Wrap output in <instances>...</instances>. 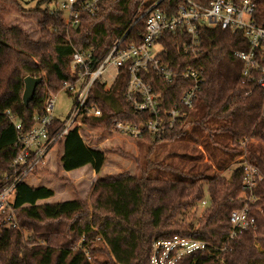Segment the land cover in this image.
Returning <instances> with one entry per match:
<instances>
[{
	"label": "trees",
	"instance_id": "16d2710c",
	"mask_svg": "<svg viewBox=\"0 0 264 264\" xmlns=\"http://www.w3.org/2000/svg\"><path fill=\"white\" fill-rule=\"evenodd\" d=\"M53 1L40 0L33 10L40 16L39 36L33 39L21 27L6 23L9 8L26 12L21 1L0 0V192L22 148L19 135L46 114L48 100L65 83L77 79L67 59L74 53L90 54L91 65L97 68L127 30L123 45L142 42L143 14L154 4L159 2V9L173 16L182 3L100 0L94 15H82L77 28L67 29L49 12ZM254 2L255 23L264 28V0ZM199 36L197 55L184 54L176 35L164 34L159 39L165 49L160 55L164 65L203 72L204 85L187 119L161 139L147 133L138 138L137 172L98 178L85 202L40 204L55 192L19 183L12 202L16 226L0 215V264H150L153 242L174 236L211 246L177 264H264V179L258 183L257 201L251 207L256 229L245 230L231 241V213L244 204L238 199L243 169L238 166L228 178L222 174L245 157L264 177V90L243 84L244 64L234 56L249 50L241 32L203 28ZM27 77L41 78L42 83L25 107ZM128 81L129 74L122 69L109 89L96 82L88 105L100 108L101 116L83 118L84 125L111 135L117 121L140 125L146 120L135 115L126 101ZM150 82L169 107L188 87L178 90L155 76ZM61 125L55 118L53 129ZM82 131V127L73 129L59 144L58 162L65 172L89 166L99 175L107 156L88 147ZM203 200L207 204L197 218L195 212Z\"/></svg>",
	"mask_w": 264,
	"mask_h": 264
},
{
	"label": "built area",
	"instance_id": "2783aa9c",
	"mask_svg": "<svg viewBox=\"0 0 264 264\" xmlns=\"http://www.w3.org/2000/svg\"><path fill=\"white\" fill-rule=\"evenodd\" d=\"M99 2L100 0H54L49 4V12L61 19L67 29L77 28L82 15L96 13ZM158 5L159 2L143 14L146 16V24L140 44H122L129 33L127 30L112 45L97 68L92 67L90 54L74 53L67 59L71 73L77 76L74 82H67L62 88L73 100L70 114L66 120H61L60 128L53 129L56 117L52 115L55 103L51 97L47 102L46 114L36 118V125L30 131L19 135L21 151L11 165L12 175L5 176L7 182L0 192V215H4V221L12 227L16 226L12 202L17 185L21 182L27 183L28 177L48 162L53 149L73 129L84 127L83 118L101 116L100 108L93 104L88 105V99L96 82L105 85L101 78L109 67L116 70V78L122 69L127 70L129 81L125 92L126 101L135 115L146 118L140 125L117 121L112 125V134L137 140L147 133L161 139L187 119L205 79L199 69L187 66L177 70L163 64L160 55L165 49L159 39L164 34L176 35V44L183 46L184 54L197 55L201 51V29L220 28L224 31L241 32L248 41L249 50L235 52L234 56L244 64L243 84L264 90V28L255 23L254 0H182L173 16L166 15ZM187 39L190 44H187ZM152 76L178 90H183L187 84L188 87L183 90L179 101L169 107L162 99L160 91L150 82ZM16 128L19 130L20 125L16 124ZM244 163L239 166L243 169V180L238 198L244 204L231 213V241L245 230L256 229V218L252 215L251 207L257 201L255 190L264 177L255 166ZM206 204L207 201L203 200L199 208L203 210ZM210 248V245L201 240L180 236L169 240H156L152 245L150 264H177L188 255L205 252ZM225 250L226 246L221 251Z\"/></svg>",
	"mask_w": 264,
	"mask_h": 264
},
{
	"label": "rangeland",
	"instance_id": "374dc122",
	"mask_svg": "<svg viewBox=\"0 0 264 264\" xmlns=\"http://www.w3.org/2000/svg\"><path fill=\"white\" fill-rule=\"evenodd\" d=\"M20 1L26 12L19 11L17 8L13 7L9 8L5 15L6 23L9 26L21 27L33 39H37L39 36L38 21L40 20V16L34 13L35 11L33 10H35L40 0ZM116 74V70L112 67H109L108 70L104 72L101 81L105 83L106 89H109L115 82ZM51 100L55 103L52 115L59 120H66L72 108V98L66 91L61 90L58 94L52 96ZM82 130V139L85 144L101 150L106 154L107 162L104 168L99 175L94 174L92 169L87 166L80 172L75 170L74 173L67 174L62 171L60 163L58 162L61 149L59 145L56 146L50 153L48 162L33 172L26 181L27 184L32 187L45 186L55 192L53 198L45 202H40V204L71 200L85 202L88 200L91 186L98 178L121 173L135 174L137 172L135 159L138 157L139 151L135 139L112 133L108 135V132L101 134L100 130L87 125H84ZM244 159L245 157H242L240 159V164L232 165L230 169L222 174L228 178L233 170L241 166L244 162H247L244 161ZM195 215L197 218L202 215L201 208L195 212ZM190 219L189 217L187 220ZM101 259L103 260L104 258L101 257Z\"/></svg>",
	"mask_w": 264,
	"mask_h": 264
},
{
	"label": "water",
	"instance_id": "95a60500",
	"mask_svg": "<svg viewBox=\"0 0 264 264\" xmlns=\"http://www.w3.org/2000/svg\"><path fill=\"white\" fill-rule=\"evenodd\" d=\"M41 83H42L41 78H33V77L25 78L24 80L25 89L22 97L25 107H28L30 102H32L36 90Z\"/></svg>",
	"mask_w": 264,
	"mask_h": 264
},
{
	"label": "crops",
	"instance_id": "0c3cea01",
	"mask_svg": "<svg viewBox=\"0 0 264 264\" xmlns=\"http://www.w3.org/2000/svg\"><path fill=\"white\" fill-rule=\"evenodd\" d=\"M83 136H81V138H82ZM130 139H132V138H130ZM88 146V145H87ZM88 147H90V148H92V149H95V148H93L92 146H88ZM95 150H98V149H95ZM99 151H101V150H99ZM103 152V151H102ZM87 167H89V166H87ZM83 169H85V167H83V168H81V169H78L77 170V172H80L81 170H83ZM65 172V171H64ZM74 173L75 171H71V172H65V173H67V174H69V173ZM92 172H93V170H92ZM94 173V172H93ZM95 174V173H94ZM46 201V200H45ZM45 201H40V202H45ZM39 202V203H40Z\"/></svg>",
	"mask_w": 264,
	"mask_h": 264
}]
</instances>
